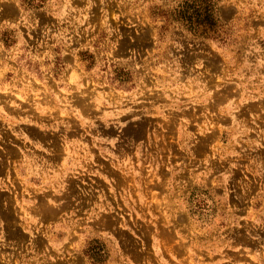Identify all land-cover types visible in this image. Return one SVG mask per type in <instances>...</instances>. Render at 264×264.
Returning a JSON list of instances; mask_svg holds the SVG:
<instances>
[{
	"label": "rangeland",
	"instance_id": "obj_1",
	"mask_svg": "<svg viewBox=\"0 0 264 264\" xmlns=\"http://www.w3.org/2000/svg\"><path fill=\"white\" fill-rule=\"evenodd\" d=\"M0 264H264V0H0Z\"/></svg>",
	"mask_w": 264,
	"mask_h": 264
}]
</instances>
